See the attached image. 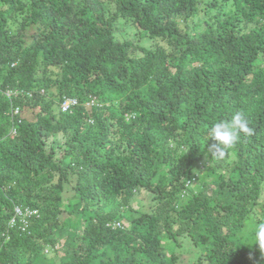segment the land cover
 <instances>
[{"label":"trees","instance_id":"16d2710c","mask_svg":"<svg viewBox=\"0 0 264 264\" xmlns=\"http://www.w3.org/2000/svg\"><path fill=\"white\" fill-rule=\"evenodd\" d=\"M12 102L34 113L14 137ZM236 112L251 134L210 156ZM15 205L38 209L29 229ZM253 221L264 0H0V264H186L163 244L184 235L195 264H264Z\"/></svg>","mask_w":264,"mask_h":264},{"label":"clouds","instance_id":"9594fccd","mask_svg":"<svg viewBox=\"0 0 264 264\" xmlns=\"http://www.w3.org/2000/svg\"><path fill=\"white\" fill-rule=\"evenodd\" d=\"M251 128L243 112H236L230 120H218L209 129L210 139L214 141L208 147L210 156L223 155L225 150L234 146L240 134H251ZM251 231L254 233V244L264 252V221H253Z\"/></svg>","mask_w":264,"mask_h":264},{"label":"rangeland","instance_id":"374dc122","mask_svg":"<svg viewBox=\"0 0 264 264\" xmlns=\"http://www.w3.org/2000/svg\"><path fill=\"white\" fill-rule=\"evenodd\" d=\"M150 41H146L145 43H149ZM34 116V113L32 112V110L30 108H25L24 109V113H23V117H27L29 119H32ZM68 194L72 195V192H68ZM150 195L149 193L146 194H141L139 195V203H136V206H140V202L142 203H146L145 204V208H151L153 202L150 199ZM248 230L245 229V231ZM55 239H56V245L59 249H61L64 246V242H65V236L60 237L59 235H54ZM163 244L170 250V251H175L179 254L180 259L182 261V263H186V264H195L198 259L199 256L205 251V246L204 245H196L194 243V241L192 240V238L188 235H184L180 238V243H177L174 240H171L170 238L165 237ZM48 255L50 257H54L56 255V252L51 250Z\"/></svg>","mask_w":264,"mask_h":264},{"label":"built area","instance_id":"2783aa9c","mask_svg":"<svg viewBox=\"0 0 264 264\" xmlns=\"http://www.w3.org/2000/svg\"><path fill=\"white\" fill-rule=\"evenodd\" d=\"M18 93H19L18 91H14V90H8L6 92L9 98H12ZM87 103L93 105V104H96L97 102H96V99L93 98ZM76 105H79V100L74 97H64L61 103V107L64 112L71 111L72 107ZM23 113H24L23 108L19 105H15L14 102H12L11 115H12V118L14 119V123L12 124L11 130H10V135L12 137L16 136L18 133V122H21L23 120L24 118ZM127 117L129 118V116ZM35 216H39L38 209L28 206V205H15L14 216L10 221L9 228L10 229L14 228L15 225L17 224V220L19 219L23 229H29L31 220ZM117 224L120 225V223H117ZM8 234H9V231L4 233L2 237L3 238L7 237L6 239H8L9 238Z\"/></svg>","mask_w":264,"mask_h":264}]
</instances>
